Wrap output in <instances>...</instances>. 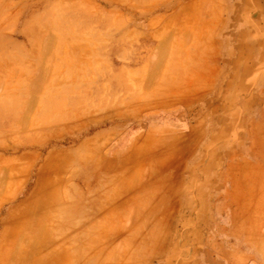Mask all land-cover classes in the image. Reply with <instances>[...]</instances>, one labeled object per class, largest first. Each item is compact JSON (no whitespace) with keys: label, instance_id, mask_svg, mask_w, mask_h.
<instances>
[{"label":"rangeland","instance_id":"rangeland-1","mask_svg":"<svg viewBox=\"0 0 264 264\" xmlns=\"http://www.w3.org/2000/svg\"><path fill=\"white\" fill-rule=\"evenodd\" d=\"M218 4L183 20L141 0H0V206L35 197L7 264H264V52L236 53L239 72L261 62L235 82ZM247 84L232 122L219 97L241 111Z\"/></svg>","mask_w":264,"mask_h":264},{"label":"crops","instance_id":"crops-1","mask_svg":"<svg viewBox=\"0 0 264 264\" xmlns=\"http://www.w3.org/2000/svg\"><path fill=\"white\" fill-rule=\"evenodd\" d=\"M149 2L153 4H157L158 10L155 12H151V16L149 18H156L158 16L164 15L167 18H178L183 20L191 19L190 10L186 7L188 4L199 3L200 0H141V2ZM219 3V14L220 20L217 24V54L218 52L227 51L232 53L230 57V74L235 78V82H239L238 78L243 77L241 81L247 82L253 74V70L257 63L261 62L260 59L257 61L253 60L251 63L250 71H238L234 66L237 64L238 60H240V56L236 53H242L247 51L256 50L258 52H264V0H217ZM256 37V43L251 45V38ZM219 41V42H218ZM232 78L230 80H232ZM237 78V79H236ZM222 83L219 79H217V84ZM245 83V82H244ZM246 84V83H245ZM251 84V82H250ZM245 95L241 98L242 103L245 104L242 107L241 111L238 107H235L234 103L238 99V95L235 91L226 90L224 93H221L220 99H225L229 102V108L222 111V114L230 117V121H234V119L239 114H246V111L250 110L249 104L253 101L256 96L257 90H252L250 85L247 84L245 87ZM244 108V109H243ZM245 110V111H242ZM249 113V111H248ZM253 119L255 125L251 126V130L253 127H259V125L264 126V122L262 120L256 119L253 114ZM260 121V122H259ZM231 130L233 126L230 127ZM249 147H257L259 146L256 141L248 140ZM34 178V182H35ZM28 180V179H27ZM28 182V181H26ZM34 185V183H33ZM32 185V187H33ZM29 188L27 190L30 191ZM21 189V188H20ZM19 189V190H20ZM22 190V189H21ZM27 192L22 191L14 201H10L11 199H6L0 206V263L7 264V258L4 255V250L8 248V252L12 249L10 245L15 243L16 238H13L9 235L11 228L14 226L13 224V215L14 211L17 210L19 206V202L23 203V206L27 204H31L35 197L30 195L27 197ZM25 209L23 208V212ZM25 227L22 228L21 231L24 230ZM13 246V245H12ZM2 252V253H1Z\"/></svg>","mask_w":264,"mask_h":264}]
</instances>
